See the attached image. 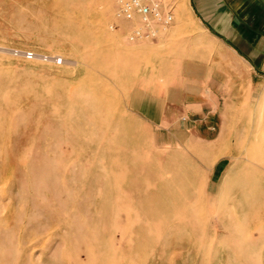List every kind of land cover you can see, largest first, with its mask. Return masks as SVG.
<instances>
[{"label":"rangeland","instance_id":"1","mask_svg":"<svg viewBox=\"0 0 264 264\" xmlns=\"http://www.w3.org/2000/svg\"><path fill=\"white\" fill-rule=\"evenodd\" d=\"M115 9L0 0V264H264V82L193 114Z\"/></svg>","mask_w":264,"mask_h":264},{"label":"crops","instance_id":"2","mask_svg":"<svg viewBox=\"0 0 264 264\" xmlns=\"http://www.w3.org/2000/svg\"><path fill=\"white\" fill-rule=\"evenodd\" d=\"M162 1L173 14L162 40L187 41L189 47V56L178 58L183 65L174 73L173 93L180 104L187 102L181 95L189 93L194 100L188 105L191 113L209 108L213 115L229 86L238 90L245 70L259 91L264 82V0H185L191 18L184 27L188 32L179 31L174 7ZM180 11L177 8V17Z\"/></svg>","mask_w":264,"mask_h":264},{"label":"built area","instance_id":"3","mask_svg":"<svg viewBox=\"0 0 264 264\" xmlns=\"http://www.w3.org/2000/svg\"><path fill=\"white\" fill-rule=\"evenodd\" d=\"M114 17L129 24V42L159 40L173 23L172 10L162 0H116Z\"/></svg>","mask_w":264,"mask_h":264},{"label":"bare ground","instance_id":"4","mask_svg":"<svg viewBox=\"0 0 264 264\" xmlns=\"http://www.w3.org/2000/svg\"><path fill=\"white\" fill-rule=\"evenodd\" d=\"M184 3H185V1H184ZM185 5V4H184ZM264 97V96H263Z\"/></svg>","mask_w":264,"mask_h":264}]
</instances>
